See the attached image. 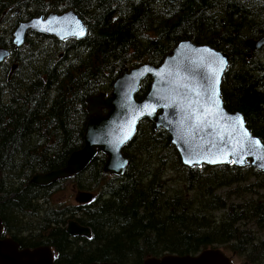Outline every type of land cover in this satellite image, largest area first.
I'll return each instance as SVG.
<instances>
[{"label":"trees","instance_id":"trees-1","mask_svg":"<svg viewBox=\"0 0 264 264\" xmlns=\"http://www.w3.org/2000/svg\"><path fill=\"white\" fill-rule=\"evenodd\" d=\"M73 9L82 39L29 33L16 47L13 31L33 17ZM264 0H0V218L21 248L48 245L56 263L142 264L148 257L230 251L264 264V172L249 165L189 168L164 129L141 120L123 148L121 176L106 174L105 155L69 179L33 184L38 173L64 168L84 145L86 101L109 94L123 69L159 65L182 40L225 52V108L243 115L264 142ZM247 54H252L247 58ZM260 57V58H259ZM16 67L12 70V67ZM142 81L137 98L149 91ZM67 182L95 189L87 203H53ZM73 219L91 237L65 231Z\"/></svg>","mask_w":264,"mask_h":264},{"label":"water","instance_id":"water-1","mask_svg":"<svg viewBox=\"0 0 264 264\" xmlns=\"http://www.w3.org/2000/svg\"><path fill=\"white\" fill-rule=\"evenodd\" d=\"M30 32L60 41L79 40L85 37L87 27L73 9L50 12L20 22L13 32V44L20 47ZM263 46L264 36L246 41V47L251 51ZM8 56L9 51L0 47V62ZM228 66L225 52L207 44L182 40L157 66L144 63L123 69L108 95L100 93L87 99L89 119L83 147L70 155L64 168L35 174L30 181L46 186L67 179L83 172L98 153L106 157L104 173L123 175L128 164L123 148L134 138L139 122L144 119L152 121L156 130L161 128L169 134L184 166L232 163L238 167L249 165L264 172V142L252 134L241 113L228 111L224 106L221 85ZM147 78L151 79L149 91L138 99L140 85ZM239 118H243V124ZM92 198V193L81 192L76 200L87 203ZM65 231L72 237H91L90 228L73 219L67 222ZM0 264L65 263L54 261V251L48 245L21 248L13 238L4 237L0 239ZM142 264H232V261L223 250L208 248L195 255L148 257Z\"/></svg>","mask_w":264,"mask_h":264},{"label":"rangeland","instance_id":"rangeland-1","mask_svg":"<svg viewBox=\"0 0 264 264\" xmlns=\"http://www.w3.org/2000/svg\"><path fill=\"white\" fill-rule=\"evenodd\" d=\"M81 192H90L94 196L98 194L95 189H78L74 184L67 182L64 189L57 192L53 195V203H61L63 205H76L77 204V196ZM261 238L264 239V234H261ZM225 253L232 258L233 264H240L245 262L242 257L233 256V253L230 251H225ZM232 255V256H231Z\"/></svg>","mask_w":264,"mask_h":264},{"label":"flooded vegetation","instance_id":"flooded-vegetation-1","mask_svg":"<svg viewBox=\"0 0 264 264\" xmlns=\"http://www.w3.org/2000/svg\"><path fill=\"white\" fill-rule=\"evenodd\" d=\"M254 39V38H253ZM255 39H258V38H255ZM264 48V46L262 47V48H260L261 50ZM260 49H256V50H254V51H259L260 52ZM250 52H251V50L250 49H248ZM254 51H252V52H254ZM251 56H252V54H247V58H251ZM0 220H1V224H2V233L0 234V239H2V238H4V237H11L12 238V236H11V234H7L6 232H5V228H4V224H3V221H2V219L0 218ZM17 242V241H16ZM18 243V242H17ZM19 244V243H18ZM20 246V245H19ZM233 255L235 256V254L233 253ZM240 264H248L247 262H243V263H240Z\"/></svg>","mask_w":264,"mask_h":264},{"label":"snow or ice","instance_id":"snow-or-ice-1","mask_svg":"<svg viewBox=\"0 0 264 264\" xmlns=\"http://www.w3.org/2000/svg\"><path fill=\"white\" fill-rule=\"evenodd\" d=\"M81 34H83V32H81ZM222 64H223V62H221ZM222 70V69H221ZM217 83H218V81H217ZM215 95H216V97H217V100H216V103L218 104V96H219V92H218V88L216 89V92H215ZM239 122L241 123V124H243V118H239ZM211 162H213V163H215L216 161H211ZM233 162H235V161H233Z\"/></svg>","mask_w":264,"mask_h":264},{"label":"bare ground","instance_id":"bare-ground-1","mask_svg":"<svg viewBox=\"0 0 264 264\" xmlns=\"http://www.w3.org/2000/svg\"><path fill=\"white\" fill-rule=\"evenodd\" d=\"M79 17H80V16H79ZM84 23H85V22H84ZM86 33H87V32H86ZM50 37H51V36H50ZM260 50H261V49H260ZM220 51H221V50H220ZM251 52H252V51H251ZM259 58H260V57H259ZM126 170H127V169H126ZM73 175H75V174H73ZM71 176H72V175H71ZM71 176H70V177H71ZM70 177H69V178H70ZM69 178H67V179H69Z\"/></svg>","mask_w":264,"mask_h":264}]
</instances>
